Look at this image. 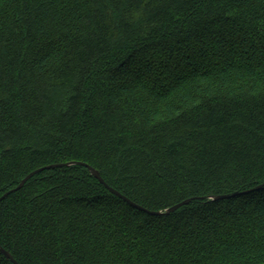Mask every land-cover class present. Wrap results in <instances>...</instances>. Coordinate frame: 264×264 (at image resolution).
Masks as SVG:
<instances>
[{
  "label": "trees",
  "instance_id": "obj_1",
  "mask_svg": "<svg viewBox=\"0 0 264 264\" xmlns=\"http://www.w3.org/2000/svg\"><path fill=\"white\" fill-rule=\"evenodd\" d=\"M9 192L19 264H264V0H0Z\"/></svg>",
  "mask_w": 264,
  "mask_h": 264
},
{
  "label": "water",
  "instance_id": "obj_2",
  "mask_svg": "<svg viewBox=\"0 0 264 264\" xmlns=\"http://www.w3.org/2000/svg\"><path fill=\"white\" fill-rule=\"evenodd\" d=\"M73 165H83V164L78 163V162H71V163H66V164H59V165L47 166L46 168H42V169H40V170H38V171H36V172H33V173H31L30 175H28V176H27V177L21 182V184L16 188V190L21 189V188L24 186V184H25L30 178H32L34 175H36L37 173H39V172H41V171H43V170L51 169V168H56V167H63V166H64V167H69V166H73ZM86 166L91 170L93 176H94L96 179H98L101 183H103L108 189H110L111 192H113V193H114L115 195H117L118 197L122 198L124 201L128 202L130 205H133V206H134V204H133L129 199H127L125 196L121 195V194H120L119 192H117L116 190H113L112 188H110V187L104 182V180H103V178L101 177L99 171H97L96 169H94V168H92V167H90V166H88V165H86ZM262 187H263V186H260L259 188H262ZM10 193H12V192H9V193H7L6 195H4L0 200L4 199V198H5L6 196H8ZM234 195H237V193L234 194ZM229 197H230V196H214V197H211V199H213V200H218V199L229 198ZM190 202H191V200H187V201H185V202H183V203H181V204H178V205L172 207L171 209L167 210V211L164 212V213H163V212H157V213H152V214H155V215L171 214V213L175 212L176 210L180 209L182 206H185V205L189 204ZM135 206H136V205H135ZM0 250H1V252L4 254V256H6V258H8L10 261L13 262V264H19L9 252H7L6 250H4V249H2V248H0Z\"/></svg>",
  "mask_w": 264,
  "mask_h": 264
}]
</instances>
